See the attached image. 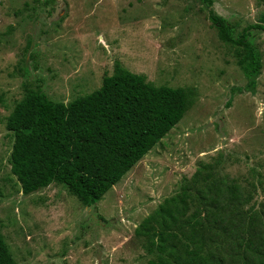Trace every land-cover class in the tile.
<instances>
[{"label":"rangeland","instance_id":"374dc122","mask_svg":"<svg viewBox=\"0 0 264 264\" xmlns=\"http://www.w3.org/2000/svg\"><path fill=\"white\" fill-rule=\"evenodd\" d=\"M211 7L233 34L264 15V0ZM206 15L200 0H0V233L17 264H151L156 255L134 228L185 186L194 194L197 169L236 183L247 197L242 211L262 209L264 31H248L261 54L249 92L236 48L218 39ZM114 62L155 86L185 89L190 107L95 209L56 183L23 194L4 126L23 82L41 79L51 100L66 103L96 89ZM189 201L187 214L196 206Z\"/></svg>","mask_w":264,"mask_h":264},{"label":"trees","instance_id":"16d2710c","mask_svg":"<svg viewBox=\"0 0 264 264\" xmlns=\"http://www.w3.org/2000/svg\"><path fill=\"white\" fill-rule=\"evenodd\" d=\"M200 1L218 39L236 48L243 89L252 92L261 54L248 31H264V15L233 34V26L212 9V0ZM40 83L24 81L21 98L5 117L12 135L10 172L23 194L56 183L93 209L191 105L185 89L155 86L118 62L96 89L66 103L51 100ZM212 174L194 171L190 182L201 184L194 194L185 186L134 228L144 251L156 255L151 264H264V205L257 212L242 211L247 197L239 186ZM186 199L196 204L190 214ZM0 264H17L1 233Z\"/></svg>","mask_w":264,"mask_h":264}]
</instances>
